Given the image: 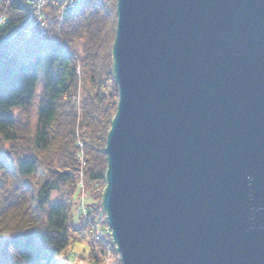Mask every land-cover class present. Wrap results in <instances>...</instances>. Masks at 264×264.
I'll use <instances>...</instances> for the list:
<instances>
[{
    "label": "water",
    "instance_id": "water-1",
    "mask_svg": "<svg viewBox=\"0 0 264 264\" xmlns=\"http://www.w3.org/2000/svg\"><path fill=\"white\" fill-rule=\"evenodd\" d=\"M101 204L122 264H264V0H116Z\"/></svg>",
    "mask_w": 264,
    "mask_h": 264
},
{
    "label": "trees",
    "instance_id": "trees-1",
    "mask_svg": "<svg viewBox=\"0 0 264 264\" xmlns=\"http://www.w3.org/2000/svg\"><path fill=\"white\" fill-rule=\"evenodd\" d=\"M66 1L44 0L35 23L32 3L0 0V264H67L77 241L91 261L104 252L102 211L91 208L119 98L116 0H83L61 19Z\"/></svg>",
    "mask_w": 264,
    "mask_h": 264
},
{
    "label": "rangeland",
    "instance_id": "rangeland-1",
    "mask_svg": "<svg viewBox=\"0 0 264 264\" xmlns=\"http://www.w3.org/2000/svg\"><path fill=\"white\" fill-rule=\"evenodd\" d=\"M31 3V2H30ZM117 15V12H116ZM117 20V18H116ZM116 29V28H115ZM77 50L82 53V48H81V43H78L76 45ZM42 83V78L40 79L39 86H38V93L40 91V86ZM38 99V94L36 97V100ZM105 185H106V179H105ZM104 185V187H105ZM82 187H83V182H82ZM103 187V189H104ZM81 198L80 200H83L81 202L80 200L77 202V211L79 210L80 212H83L87 209V206L89 207L91 203V200L88 198L86 192H82L80 194ZM53 198H55V195H53ZM102 200V196L100 201ZM98 202V201H97ZM87 205V206H86ZM102 206V204H100ZM100 208H91V210H95L97 215L98 212L101 210L102 211V216H103V222H101V226L104 228V235H105V246H104V252L102 256H100V259L97 261H91L86 258L87 252H88V245L86 242L82 241H77L74 244L72 253L70 255V258L68 260L67 264H122V259H121V254L118 251L117 243L115 242L113 235H112V230L111 227L108 224L107 220V214L106 211L103 209V207ZM97 207V205H95ZM70 254V252H69Z\"/></svg>",
    "mask_w": 264,
    "mask_h": 264
},
{
    "label": "bare ground",
    "instance_id": "bare-ground-1",
    "mask_svg": "<svg viewBox=\"0 0 264 264\" xmlns=\"http://www.w3.org/2000/svg\"><path fill=\"white\" fill-rule=\"evenodd\" d=\"M27 1H29V0H27ZM43 1L44 0H40L39 2L38 1H35V0H32L31 1V3L33 4V6L35 7V10H36V12L39 14V17H38V19L36 20V21H34L35 23H40V22H43V18L45 17V15H44V11H43ZM70 1L71 0H67L66 1V6H67V4H69L70 3ZM83 1V0H82ZM71 3H74V1H71ZM81 4H82V2L79 4V6H77V8L76 9H78L80 6H81ZM73 9H67L66 10V13H65V9H64V7L61 9V11H60V18L62 19V18H64L65 17V15L67 14V13H70L71 11H72ZM74 10H75V8H74ZM43 17V18H42Z\"/></svg>",
    "mask_w": 264,
    "mask_h": 264
},
{
    "label": "built area",
    "instance_id": "built-area-1",
    "mask_svg": "<svg viewBox=\"0 0 264 264\" xmlns=\"http://www.w3.org/2000/svg\"><path fill=\"white\" fill-rule=\"evenodd\" d=\"M32 0H29V2H31ZM35 1H40V0H35ZM71 1H74V3H71ZM70 1V3L69 4H67V6H66V4H65V6H64V9H65V13H66V10L67 9H73L74 10V8L76 9L77 8V6H79V4L82 2V0H71ZM81 202H83V200H80ZM98 227V230H97V235H96V237L98 238V239H103L104 241H105V235H104V228L101 226V225H98L97 226Z\"/></svg>",
    "mask_w": 264,
    "mask_h": 264
},
{
    "label": "snow or ice",
    "instance_id": "snow-or-ice-1",
    "mask_svg": "<svg viewBox=\"0 0 264 264\" xmlns=\"http://www.w3.org/2000/svg\"><path fill=\"white\" fill-rule=\"evenodd\" d=\"M0 171H3V169H0Z\"/></svg>",
    "mask_w": 264,
    "mask_h": 264
}]
</instances>
